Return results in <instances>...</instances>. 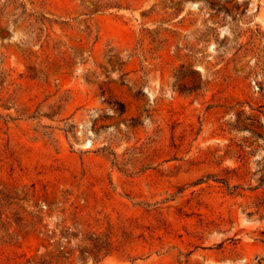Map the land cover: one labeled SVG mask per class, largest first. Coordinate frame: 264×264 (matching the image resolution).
Wrapping results in <instances>:
<instances>
[{"label": "rangeland", "instance_id": "rangeland-1", "mask_svg": "<svg viewBox=\"0 0 264 264\" xmlns=\"http://www.w3.org/2000/svg\"><path fill=\"white\" fill-rule=\"evenodd\" d=\"M0 264H264V0H0Z\"/></svg>", "mask_w": 264, "mask_h": 264}, {"label": "trees", "instance_id": "trees-1", "mask_svg": "<svg viewBox=\"0 0 264 264\" xmlns=\"http://www.w3.org/2000/svg\"><path fill=\"white\" fill-rule=\"evenodd\" d=\"M258 136V135H257ZM239 186L238 185H234L231 187V189L235 190L236 188H238Z\"/></svg>", "mask_w": 264, "mask_h": 264}]
</instances>
